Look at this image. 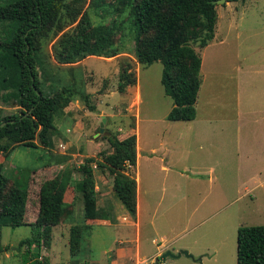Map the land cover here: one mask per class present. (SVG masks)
<instances>
[{"label":"rangeland","instance_id":"obj_1","mask_svg":"<svg viewBox=\"0 0 264 264\" xmlns=\"http://www.w3.org/2000/svg\"><path fill=\"white\" fill-rule=\"evenodd\" d=\"M9 1L0 0V5ZM138 1L79 0L84 11L76 21L63 12L53 22L42 43L47 71L41 85L46 91L71 85L77 93L55 115L50 147L37 138V147L18 145L7 156L0 154L3 172L11 187L29 190L25 221L31 223L38 215L44 180L59 175L68 179V172L72 179H81L78 167L88 157L103 160L114 151L109 136L123 139L135 133L141 157L129 172L138 178L137 218L116 196L114 175L92 162L98 207L109 219H85L80 194L75 199L69 185L62 197L65 213L41 252L51 264H111L115 258V264H153L165 252L182 254L158 264H238L239 227L264 224V0L217 3L215 37L204 47L192 42L203 65L197 116L191 121L168 119L174 100L161 82L162 62L145 65L138 60ZM85 12L92 27L115 28L113 45L118 51L61 63L55 44L79 22L85 23ZM14 32V21L0 17V42ZM4 53L0 47V57ZM126 62L137 81L119 92L121 64ZM12 79L11 65L1 64L0 117L20 110ZM80 92L92 93L94 108ZM246 152L256 156H238ZM74 224L82 227L77 255L70 251ZM31 235L30 224L3 226L6 250L0 252V264H26V246L20 248V241ZM159 249L163 252L154 255Z\"/></svg>","mask_w":264,"mask_h":264},{"label":"trees","instance_id":"obj_2","mask_svg":"<svg viewBox=\"0 0 264 264\" xmlns=\"http://www.w3.org/2000/svg\"><path fill=\"white\" fill-rule=\"evenodd\" d=\"M75 1L67 0H11L0 5V17L14 21L15 32L0 42L5 51L0 65L10 64L14 72L13 82L17 90L13 97L20 110L0 117V154L7 156L16 146L37 147L38 143L49 148L51 132L56 128L54 117L71 103L77 93L71 85L46 91L41 85L46 74V62L42 56V43L51 32L53 22L63 15L76 21L84 9ZM245 0H226V2ZM216 0H139L135 5L137 57L141 64L155 61L163 64L161 82L166 94L172 96L174 105L169 120H194L196 104L201 89L202 57L192 42L207 46L215 37L218 12ZM64 12V14H63ZM85 23L79 22L76 30L66 33L55 44V56L61 63L75 61L90 54L106 51L117 53L113 45L115 28L97 25L92 27L88 12ZM91 27V31H89ZM118 81L119 92L136 83V76L129 62L122 63ZM87 105H91L92 93L80 92ZM114 151L103 160L88 157L78 167L79 180L59 175L44 180L39 190V211L34 222L25 221L29 190L19 185L11 187L0 162V252L6 250L2 243L3 226H32V235L20 241L26 246V264H51L42 255L41 247L52 239V227L58 225L65 213L66 202L62 198L69 185L75 199L80 194L85 219H109L98 207L96 181L92 162L97 167L108 168L114 175L113 189L133 219L138 214V181L129 171L137 165V135L123 139L113 134L108 137ZM63 176V177H62ZM74 204L69 203L73 208ZM100 218V219H101ZM82 241V227L74 224L70 232V251L77 255ZM160 263V262H159ZM238 264H264V224L242 225L237 238Z\"/></svg>","mask_w":264,"mask_h":264},{"label":"crops","instance_id":"obj_3","mask_svg":"<svg viewBox=\"0 0 264 264\" xmlns=\"http://www.w3.org/2000/svg\"><path fill=\"white\" fill-rule=\"evenodd\" d=\"M202 65H203V62H202ZM201 69H202V67H201ZM201 86H202V77H201ZM191 121V120H190ZM152 156V155H151ZM240 158L241 157H246V158H248V157H250V158H253V157H255L256 155H253V154H251L250 152H246V153H242V154H239L238 155ZM141 157V154H140V152H139V154H138V161H139V158ZM138 161H137V164H138ZM137 180H138V178H137ZM138 189H139V184H138ZM137 196H138V211H139V206H140V200H139V190H138V194H137ZM91 220H98V219H91ZM104 221H106V220H104ZM161 252H163V249H159V250H157L155 253H154V255H159ZM43 255H45L44 253H43ZM115 261H116V258L115 259H112V261H111V264H115ZM139 263H141V262H139ZM138 263V264H139ZM135 264H137L136 262H135Z\"/></svg>","mask_w":264,"mask_h":264},{"label":"water","instance_id":"obj_4","mask_svg":"<svg viewBox=\"0 0 264 264\" xmlns=\"http://www.w3.org/2000/svg\"><path fill=\"white\" fill-rule=\"evenodd\" d=\"M226 2V0H216V3H225ZM106 119H104V121H105ZM100 132H103V123L101 124V128H100ZM2 252H4V251H2ZM183 253L184 254H186V255H188V256H193L191 253H189V251H183ZM182 253H179V254H177V255H174V254H172L171 252H165V253H163L161 256H158L155 260H154V262H153V264H158L161 260H164L167 256H169V255H171V256H173V257H175V256H180Z\"/></svg>","mask_w":264,"mask_h":264},{"label":"built area","instance_id":"obj_5","mask_svg":"<svg viewBox=\"0 0 264 264\" xmlns=\"http://www.w3.org/2000/svg\"><path fill=\"white\" fill-rule=\"evenodd\" d=\"M42 255H43V253H42Z\"/></svg>","mask_w":264,"mask_h":264}]
</instances>
